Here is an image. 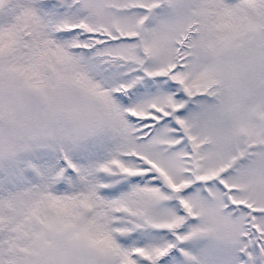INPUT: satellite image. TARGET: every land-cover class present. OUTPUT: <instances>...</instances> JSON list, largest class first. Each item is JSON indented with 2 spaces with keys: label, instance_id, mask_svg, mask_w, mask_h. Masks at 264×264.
I'll list each match as a JSON object with an SVG mask.
<instances>
[{
  "label": "snow or ice",
  "instance_id": "1",
  "mask_svg": "<svg viewBox=\"0 0 264 264\" xmlns=\"http://www.w3.org/2000/svg\"><path fill=\"white\" fill-rule=\"evenodd\" d=\"M0 264H264V0H0Z\"/></svg>",
  "mask_w": 264,
  "mask_h": 264
}]
</instances>
